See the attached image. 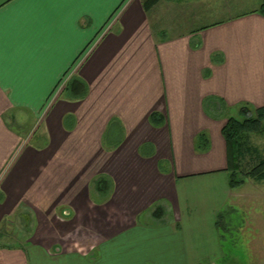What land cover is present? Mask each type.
<instances>
[{"label": "crops", "instance_id": "1", "mask_svg": "<svg viewBox=\"0 0 264 264\" xmlns=\"http://www.w3.org/2000/svg\"><path fill=\"white\" fill-rule=\"evenodd\" d=\"M263 1L0 0V264H236L221 129L264 106Z\"/></svg>", "mask_w": 264, "mask_h": 264}, {"label": "rangeland", "instance_id": "2", "mask_svg": "<svg viewBox=\"0 0 264 264\" xmlns=\"http://www.w3.org/2000/svg\"><path fill=\"white\" fill-rule=\"evenodd\" d=\"M229 5V4H228ZM208 8L207 5H204ZM224 7V4H218L217 7ZM233 6V5H230ZM224 12H220L221 15ZM205 17L199 21L200 23L211 22V19L207 18L209 12L204 11ZM239 107H229V116H239ZM31 119H28L23 127H28L31 124ZM35 127L32 129L34 131ZM31 131V132H32ZM42 127L36 129L33 132L31 143L35 142L41 136ZM243 143L250 148L248 154L245 155V159L242 161V166L246 168L247 162L253 164L260 158H264V121L263 130L260 133H250L248 137L243 139ZM245 184L237 188V191L247 193L245 198L238 197L232 201L229 208V202L225 206V219L221 222V226L218 228L219 233L222 235V244L227 253L235 254L236 264H264V180L257 181L251 178L245 180ZM246 208L244 212L243 209ZM231 209V211H230ZM250 221L253 223V227L250 229H240L241 222ZM259 221H262L263 225L259 224V228L256 229V225ZM1 227V226H0ZM262 227V228H261ZM252 231V233H251ZM245 232V233H244ZM248 234V235H247ZM248 238V239H247ZM252 238V241H249ZM224 239V241H223ZM225 264V261H222Z\"/></svg>", "mask_w": 264, "mask_h": 264}, {"label": "trees", "instance_id": "3", "mask_svg": "<svg viewBox=\"0 0 264 264\" xmlns=\"http://www.w3.org/2000/svg\"><path fill=\"white\" fill-rule=\"evenodd\" d=\"M258 10L264 14V1ZM65 88L67 93L72 97H82L86 93V84L75 76L68 79ZM238 114L239 116L237 117L228 116L221 129L222 135L228 145V155L230 156L228 177L230 188L242 185L247 178L257 181L264 180V158H260L253 164L247 162L248 166L246 168L242 166L245 155L250 151V148L245 145L246 143H243V139L246 140L250 133H260L263 130L264 106L251 108L243 104L239 107ZM162 118L163 116L158 112H152L149 115V120L154 125L160 124ZM201 140H203L202 134L198 136V141ZM105 181L104 178H98L96 185L100 186Z\"/></svg>", "mask_w": 264, "mask_h": 264}, {"label": "snow or ice", "instance_id": "4", "mask_svg": "<svg viewBox=\"0 0 264 264\" xmlns=\"http://www.w3.org/2000/svg\"><path fill=\"white\" fill-rule=\"evenodd\" d=\"M21 2H26V0H21ZM2 7V5H0ZM3 28H4V19L3 14H0V36L3 34Z\"/></svg>", "mask_w": 264, "mask_h": 264}]
</instances>
